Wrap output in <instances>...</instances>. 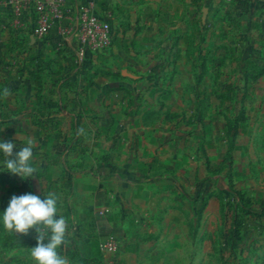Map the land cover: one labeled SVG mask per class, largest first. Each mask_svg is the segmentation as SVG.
I'll return each instance as SVG.
<instances>
[{"label": "rangeland", "instance_id": "rangeland-1", "mask_svg": "<svg viewBox=\"0 0 264 264\" xmlns=\"http://www.w3.org/2000/svg\"><path fill=\"white\" fill-rule=\"evenodd\" d=\"M9 13L0 12V139L13 141L14 153L32 139L36 175L25 180L7 171L0 153V264H35V229L14 234L2 221L11 197L26 193L56 194L57 215L69 225L59 251L69 264H264V41L252 36L258 26L238 24L236 15L229 29L219 20L198 24L194 67H176L175 56L139 53L52 57L44 46L28 48L34 26ZM224 32L227 45L219 50ZM103 67L118 79L127 69L146 81V107L153 103L166 115L156 150L137 145L126 154L135 167L114 164L125 157L112 148L122 136L107 114H64L89 96ZM118 175L126 203L113 198L122 187ZM108 239L115 251L103 246Z\"/></svg>", "mask_w": 264, "mask_h": 264}, {"label": "crops", "instance_id": "crops-1", "mask_svg": "<svg viewBox=\"0 0 264 264\" xmlns=\"http://www.w3.org/2000/svg\"><path fill=\"white\" fill-rule=\"evenodd\" d=\"M66 5L75 22L83 7L110 18L113 41L109 48L100 52L112 54L114 57H134L138 53L149 58L160 55L175 56L176 67H194L190 55L191 47L192 50L194 48L193 41L196 39L198 24L206 26L219 20L224 28L229 29L230 17L235 15L238 24L249 21L258 26V32L252 36L264 41V3L260 0H66ZM9 11L15 15L19 14L21 23L30 22L35 27L37 14L33 9L20 14L3 1L0 2V12L10 14ZM59 24L62 23L57 21L51 34L44 38L36 37L32 31L28 48L37 51L45 47L50 49L52 57L59 53L63 55L66 51L76 55L77 34L74 33L67 42L64 41L59 34ZM221 36L219 50L226 47L227 44L223 45V39L226 40L228 34L224 32ZM214 51L208 56L210 65ZM100 70L90 88L89 96L85 100L82 97L76 98V109L66 111L64 114L67 118L76 119H86L84 115L86 110L87 114L89 112L107 114L111 127L116 129L115 134L122 136L119 143L112 147L116 149L118 156L120 152L123 157L127 156L131 147L135 150L137 145H149L152 147V149L149 147L151 151L156 150V138L161 133L159 123L166 115L161 107L155 106L152 102V107H146L145 99L140 95L142 89L140 84L144 88H148L149 84L137 79L127 69L121 70V79H118V72L111 67H103ZM125 71L128 75L124 74ZM71 103L72 99L68 104ZM91 119L97 118L92 115ZM124 161L114 164L119 168L137 165V162L129 161L127 157ZM121 176L118 175L116 178L119 179L118 186L122 187L114 188L113 198L126 203L127 193L124 192L125 184ZM118 193L120 195H117Z\"/></svg>", "mask_w": 264, "mask_h": 264}, {"label": "clouds", "instance_id": "clouds-1", "mask_svg": "<svg viewBox=\"0 0 264 264\" xmlns=\"http://www.w3.org/2000/svg\"><path fill=\"white\" fill-rule=\"evenodd\" d=\"M10 94L7 88L3 95ZM35 142L28 139L26 146L14 153L16 145L13 141L0 139V153L4 156L3 167L22 179L36 175L32 166ZM41 199L39 195L26 193L13 195L8 207L3 212V226L11 233L27 235L30 229L38 233L36 246L31 248L30 255L35 264H69L68 259L60 254V249L68 244V222L63 216H58V199L55 193H49ZM47 240V243H45Z\"/></svg>", "mask_w": 264, "mask_h": 264}, {"label": "built area", "instance_id": "built-area-1", "mask_svg": "<svg viewBox=\"0 0 264 264\" xmlns=\"http://www.w3.org/2000/svg\"><path fill=\"white\" fill-rule=\"evenodd\" d=\"M1 1V0H0ZM15 12L22 14L26 10L33 9L37 14L34 35L44 38L51 34L54 24L58 21L59 34L64 41L74 33L77 34L76 56L82 58L88 52L103 51L109 48L113 41V31L110 18L92 12L89 8L79 11L77 21L72 19L66 0H2ZM264 3V0H260ZM19 15V14H18ZM104 247L116 250L114 239H108Z\"/></svg>", "mask_w": 264, "mask_h": 264}, {"label": "trees", "instance_id": "trees-1", "mask_svg": "<svg viewBox=\"0 0 264 264\" xmlns=\"http://www.w3.org/2000/svg\"><path fill=\"white\" fill-rule=\"evenodd\" d=\"M101 71V70H100ZM97 72H99V71H97ZM106 73H109V74H111L110 72H106Z\"/></svg>", "mask_w": 264, "mask_h": 264}, {"label": "water", "instance_id": "water-1", "mask_svg": "<svg viewBox=\"0 0 264 264\" xmlns=\"http://www.w3.org/2000/svg\"><path fill=\"white\" fill-rule=\"evenodd\" d=\"M125 74V73H124Z\"/></svg>", "mask_w": 264, "mask_h": 264}]
</instances>
